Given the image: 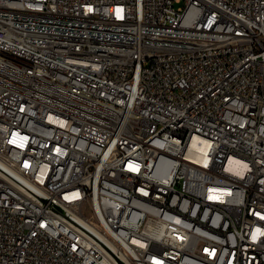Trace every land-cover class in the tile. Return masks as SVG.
<instances>
[{
    "label": "built area",
    "instance_id": "obj_1",
    "mask_svg": "<svg viewBox=\"0 0 264 264\" xmlns=\"http://www.w3.org/2000/svg\"><path fill=\"white\" fill-rule=\"evenodd\" d=\"M0 264H264V0H0Z\"/></svg>",
    "mask_w": 264,
    "mask_h": 264
},
{
    "label": "rangeland",
    "instance_id": "obj_2",
    "mask_svg": "<svg viewBox=\"0 0 264 264\" xmlns=\"http://www.w3.org/2000/svg\"><path fill=\"white\" fill-rule=\"evenodd\" d=\"M183 6V3L182 4H176V8H179V7H182Z\"/></svg>",
    "mask_w": 264,
    "mask_h": 264
}]
</instances>
